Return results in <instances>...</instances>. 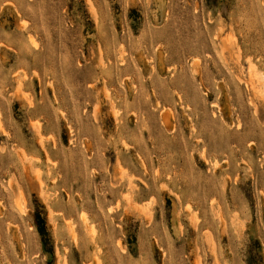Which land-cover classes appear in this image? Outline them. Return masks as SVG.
I'll list each match as a JSON object with an SVG mask.
<instances>
[{
  "label": "rangeland",
  "instance_id": "obj_1",
  "mask_svg": "<svg viewBox=\"0 0 264 264\" xmlns=\"http://www.w3.org/2000/svg\"><path fill=\"white\" fill-rule=\"evenodd\" d=\"M0 264H264V0H0Z\"/></svg>",
  "mask_w": 264,
  "mask_h": 264
},
{
  "label": "bare ground",
  "instance_id": "obj_2",
  "mask_svg": "<svg viewBox=\"0 0 264 264\" xmlns=\"http://www.w3.org/2000/svg\"><path fill=\"white\" fill-rule=\"evenodd\" d=\"M167 124V123H166Z\"/></svg>",
  "mask_w": 264,
  "mask_h": 264
}]
</instances>
